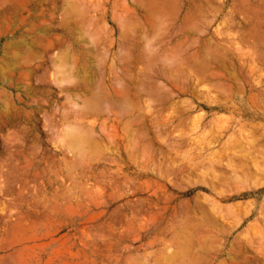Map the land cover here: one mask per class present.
Listing matches in <instances>:
<instances>
[{"label": "rangeland", "instance_id": "obj_1", "mask_svg": "<svg viewBox=\"0 0 264 264\" xmlns=\"http://www.w3.org/2000/svg\"><path fill=\"white\" fill-rule=\"evenodd\" d=\"M77 2L69 35L59 0L0 1V264H193L172 259L174 240L190 254L201 236L199 264H264V0H214L202 34L181 39L182 3L151 37L132 0ZM204 41L231 66L175 67ZM142 47L164 67H122ZM65 48L93 53L80 61L100 96L93 115L53 59ZM74 125L92 144L81 154L64 138Z\"/></svg>", "mask_w": 264, "mask_h": 264}, {"label": "bare ground", "instance_id": "obj_2", "mask_svg": "<svg viewBox=\"0 0 264 264\" xmlns=\"http://www.w3.org/2000/svg\"><path fill=\"white\" fill-rule=\"evenodd\" d=\"M1 1V0H0ZM5 1V0H4ZM70 0H59L60 2V7H62L61 9H59L60 11V16H61V24H59L61 27L60 28H63V30H65V33L66 31L68 32L67 34L69 35H72L73 34V30L75 29H80L82 27V22H83V15H84V12L82 11V5L81 7H79L78 5V2L77 4L74 3V0H73V3H70L69 2ZM229 1V0H228ZM236 1V0H235ZM254 1V0H253ZM80 2V1H79ZM83 2V0H82ZM133 4L135 7H137L139 9V11L141 12V18L143 20V22L145 23L146 25V32L148 34L151 35H154L157 33H161V32H158V30H160L159 26H158V21L159 19L161 18H167V19H172V20H176L178 18V11H179V7H180V3H182L185 8H186V12L185 14L181 17V19H179V25L177 26V28L175 29L176 33L179 34V38L181 39L182 36L186 35L187 37L189 35H198V34H202L200 33V31L196 28L195 26V23L196 21L198 20L199 22H201V25L206 27V11L207 9L213 4L214 0H132ZM55 3V1L53 2ZM88 3V2H87ZM3 4V3H2ZM100 4V3H99ZM121 4V3H120ZM119 5V4H118ZM124 5V4H123ZM86 6V5H85ZM84 6V7H85ZM88 6V5H87ZM126 6V4H125ZM53 7H55V4H53ZM104 7V6H103ZM95 8V7H94ZM134 8V7H133ZM106 9V8H105ZM88 10V8H87ZM104 10V9H103ZM112 10V9H111ZM105 11V10H104ZM136 11V10H135ZM138 11V13H139ZM245 11V10H244ZM103 12V11H102ZM88 13V12H87ZM104 13V12H103ZM111 13V12H110ZM86 14V12H85ZM118 14V13H116ZM103 15V14H102ZM140 15V14H139ZM260 15V14H259ZM59 16V17H60ZM85 16V15H84ZM136 16V15H135ZM89 17V16H88ZM102 17V16H101ZM111 17V16H110ZM118 17V16H117ZM93 18V17H92ZM103 18V17H102ZM121 18V16H120ZM60 19V18H59ZM94 19V18H93ZM92 19V20H93ZM119 19V18H118ZM101 20V19H99ZM104 20V18H103ZM114 20V19H113ZM121 20V19H120ZM162 20V19H161ZM160 20V21H161ZM164 20V19H163ZM97 21V20H95ZM122 21V20H121ZM166 21V20H165ZM115 22V21H114ZM198 22V23H199ZM253 22V21H252ZM259 22V21H258ZM91 24V22H89ZM94 23V22H93ZM96 23V22H95ZM98 23V22H97ZM120 23V21H119ZM122 23V22H121ZM88 24V22H87ZM125 24V23H124ZM162 24V23H160ZM173 24V23H172ZM58 25V26H59ZM89 25V24H88ZM200 25V24H199ZM251 25V24H250ZM257 25V24H256ZM93 26V25H92ZM97 26V25H95ZM172 26V25H170ZM251 27V26H250ZM258 28V26H256ZM59 28V27H58ZM121 29V28H120ZM123 29V28H122ZM169 28H166V30H169ZM256 29V28H254ZM258 30V29H257ZM123 31V30H122ZM161 31V30H160ZM172 31V30H171ZM170 31V32H171ZM261 31V30H260ZM263 31V30H262ZM85 32V31H84ZM97 32V31H96ZM245 32V31H244ZM250 32V31H248ZM64 33V34H65ZM124 33V32H123ZM166 33V32H165ZM174 33V32H173ZM204 33V32H203ZM254 33V32H253ZM256 33V32H255ZM258 33V32H257ZM256 33V34H257ZM104 34V33H103ZM130 34V33H129ZM162 34V33H161ZM246 35V33H243ZM125 35V34H124ZM168 35V34H167ZM251 35V34H250ZM259 35V34H258ZM264 34H261L260 36L261 37H264L263 36ZM68 36V35H66ZM155 36V35H154ZM174 36V35H173ZM172 36V37H173ZM176 36V34H175ZM252 36V35H251ZM250 36V37H251ZM69 37V36H68ZM256 37H259V36H256ZM140 38V37H139ZM154 38V37H153ZM198 38V37H197ZM241 38L243 39V35L241 36ZM255 38V36L253 37V39ZM100 40V39H99ZM179 40V39H178ZM185 40V39H184ZM206 40V38H205ZM264 40V39H263ZM262 40V41H263ZM125 43L128 41V35H125V39H124ZM187 41V40H186ZM190 41V40H189ZM261 41V40H258V42ZM261 41V42H262ZM58 41L56 40L55 41H49L48 45H47V50L50 52V51H53L55 50L56 48L61 50L62 49V43H57ZM140 42V41H139ZM176 42V41H175ZM181 42V41H180ZM18 43V42H17ZM184 43V42H183ZM186 43V42H185ZM190 43V42H189ZM195 43V42H194ZM213 43V42H212ZM260 43V42H259ZM11 44V43H10ZM7 45L8 47L10 46ZM15 44V43H14ZM20 45V43H18ZM17 44V45H18ZM130 48L131 50L133 49L131 47V45H133V43L131 44L129 41L128 43H126ZM164 44V43H163ZM188 44V43H187ZM186 44V45H187ZM18 45V46H19ZM126 45V46H127ZM176 45V44H175ZM185 45V46H186ZM191 44H189L190 46ZM195 45V44H193ZM218 45V44H217ZM6 46V47H7ZM12 46L13 43H12ZM23 46V45H22ZM179 46V45H177ZM183 46V45H182ZM192 46V45H191ZM198 49L196 50V52L194 51V53L196 55L192 56V55H187L186 59H187V62L183 63V62H175L176 63V66L175 67H192V68H195L196 69H199L201 71L204 70V67H212L210 66V64H214L215 66L214 67H230V59L228 57L227 54L223 53L222 50H220L219 48H217V46H213V45H209L207 42H203L202 45H198ZM254 46V45H253ZM260 46V44H259ZM16 47V44L15 46ZM20 47V46H19ZM68 47V46H67ZM141 47V46H140ZM219 47V46H218ZM96 48V47H95ZM145 48V47H144ZM166 48V47H165ZM177 48V47H176ZM190 48V47H188ZM66 49V50H65ZM63 49L62 51H60V53L57 54V57H53V59L55 60L56 58H58V63L60 64V68L63 69V72H62V76H64L63 74H65L66 76H68L69 78L72 77V79H75L74 80V84H73V80L71 81L70 79H68V81L70 80L73 84V86L75 88H77V90H84V91H87L89 92V96L88 98L84 99L81 104L83 105L79 110L85 114V116H87L88 114H92L95 113L98 109L97 105L99 104V98L100 96L96 94V91H94L93 89L95 88V85H94V88L91 87V84L89 83L88 81V78L85 76V70L86 65H83L81 64V59L84 61V59L87 57H89L90 55H92L93 53L90 52V54L88 52H85V51H81L79 54H80V59L77 58L76 56H72L70 55L69 53H67L68 49L65 48ZM261 50L260 53H258V57H259V61L262 62V64L264 65V42H263V45L261 47ZM66 52H65V51ZM83 50V49H82ZM138 50V49H137ZM145 50V49H144ZM143 50V47L141 48V50L138 52L136 51V53L134 55H131L129 54L126 58H123V63L122 67H164L163 65L160 66L158 64V61L157 58H155L154 56L149 55L146 51ZM73 51V50H72ZM80 51V50H79ZM130 51V50H129ZM133 51V50H132ZM177 51V50H176ZM182 51V50H180ZM263 51V52H262ZM54 52V51H53ZM62 52V53H61ZM78 52V51H77ZM187 50L184 52L186 53ZM73 53V52H72ZM178 53V52H177ZM180 53V52H179ZM49 54V53H48ZM54 54V53H52ZM5 55V54H4ZM50 55V54H49ZM54 56V55H53ZM95 56H98V55H94L93 58ZM51 57V56H50ZM91 57V56H90ZM122 58V57H121ZM51 59V58H50ZM97 60H99L97 58ZM163 60V59H162ZM81 61V62H80ZM185 61V60H184ZM52 62V61H51ZM83 63V62H82ZM120 63V62H119ZM170 63V62H169ZM53 64V62H52ZM171 64V63H170ZM96 65H98V63H96ZM172 65V64H171ZM169 65V66H171ZM175 65V64H174ZM58 65H56L54 68L52 66V69H56L57 70V67ZM168 66V65H167ZM16 67V66H15ZM111 67H115L114 65H112ZM191 68V69H192ZM99 69V68H98ZM143 69V68H142ZM145 69V68H144ZM189 69V68H188ZM141 70V69H140ZM250 70V69H249ZM54 71V70H53ZM62 71V70H61ZM109 74L110 75H113V69L109 68L108 70ZM129 71V70H128ZM137 71V70H136ZM205 71V70H204ZM204 71L202 73H204ZM139 72V71H138ZM137 72V73H138ZM198 72V71H197ZM23 73V72H22ZM93 73V72H92ZM201 73V72H200ZM59 74V73H57ZM140 74V72L138 73V75ZM26 75V74H25ZM157 75V74H156ZM160 75V74H159ZM195 74H193L194 76ZM197 75V74H196ZM208 75V74H207ZM65 76V77H66ZM141 76V75H140ZM198 76V75H197ZM220 76V75H219ZM110 77V76H108ZM107 77V78H108ZM215 77V76H214ZM221 77V76H220ZM232 77V76H231ZM236 77V76H235ZM234 77V78H235ZM103 78V77H102ZM205 78V77H204ZM211 78V77H210ZM67 79V77H66ZM109 79V78H108ZM213 79V78H211ZM210 79V80H211ZM215 79V78H214ZM227 79V78H225ZM111 80V78L109 79ZM108 80V81H109ZM237 80V79H236ZM69 81V82H70ZM93 81V80H92ZM206 81V80H205ZM62 83V82H61ZM68 83V82H67ZM93 83V82H92ZM71 84V85H72ZM107 84V82H106ZM217 84V83H216ZM224 84V83H223ZM215 85V84H214ZM72 86V87H73ZM217 86V85H216ZM27 87V86H26ZM98 87V86H97ZM109 87V86H108ZM114 87V85H113ZM128 87V86H127ZM219 87V86H218ZM238 87V86H237ZM25 88V87H24ZM75 88H72V89H75ZM159 88V87H158ZM223 88V87H222ZM66 89V88H65ZM98 90V89H97ZM102 90V89H101ZM113 90V89H112ZM110 90V91H112ZM64 91V90H63ZM74 91V90H73ZM67 92V90H66ZM261 92V91H260ZM63 93V92H62ZM116 93V92H115ZM66 94V93H65ZM76 94V92H75ZM74 94V95H75ZM82 94V93H81ZM256 94V93H255ZM254 94V95H255ZM79 95V94H78ZM84 95V94H83ZM76 96V95H75ZM82 96V95H81ZM86 96V95H85ZM99 96V98H98ZM117 93L114 94V97H117ZM67 97V94L66 96ZM84 97V96H83ZM69 98V96L67 97ZM76 98V97H75ZM81 98V97H80ZM251 99V98H250ZM69 100V99H68ZM66 100V101H68ZM77 100V98H76ZM81 100V99H79ZM99 100V101H98ZM111 100V99H110ZM70 101V100H69ZM122 102V101H121ZM6 103V102H5ZM76 103V102H75ZM4 107V105H3ZM75 108V107H74ZM231 108V107H229ZM228 109V108H227ZM240 109V108H239ZM237 109V110H239ZM16 110V109H15ZM76 109L77 112H75L74 114H78V111ZM167 110V109H166ZM232 110V109H231ZM75 111V110H74ZM79 111V112H80ZM128 111V110H127ZM250 111V110H249ZM247 111V112H249ZM76 114V117H79L81 114H79V116ZM15 115V114H14ZM7 116V115H6ZM89 116V115H88ZM84 116H82L83 118ZM9 118V117H8ZM4 119V118H3ZM17 119V118H15ZM13 120V119H12ZM7 121V120H6ZM5 121V122H6ZM4 122V121H3ZM75 122V121H74ZM83 123V122H81ZM74 124V123H73ZM77 125V123H75ZM74 125L71 129L70 126L69 129L67 130V133H66V136H64V138L66 137V144L71 148H74L76 151H78V153H82L83 151V147L84 146H90L92 145L91 144V140L89 139L90 136H87L85 133H82L80 134L79 132V129H81V124L78 123V125H80L81 127L76 128L77 126ZM13 126V125H12ZM76 126V127H75ZM87 130V129H86ZM89 134V133H88ZM63 138V140H64ZM139 139V138H138ZM63 140H61L62 142H64ZM63 145H65L64 143H62ZM67 147V146H66ZM68 147V148H69ZM69 150V149H68ZM72 150V149H71ZM71 150H69V152H72ZM77 153V154H78ZM137 153V152H136ZM133 154V153H132ZM135 155V153H134ZM132 155V157L134 156ZM7 156H9L7 154ZM76 156V155H75ZM77 156L80 157V155L78 154ZM76 156V158H77ZM127 156V155H126ZM78 157V158H79ZM131 157V158H132ZM9 159V158H8ZM129 160V159H128ZM68 162V161H67ZM30 163V162H29ZM125 163V162H124ZM130 163V162H129ZM133 163V162H132ZM137 163V161H136ZM141 163V161H140ZM139 163V164H140ZM144 163V162H143ZM126 164V163H125ZM128 165V164H127ZM137 165V164H136ZM144 166V165H143ZM1 167V166H0ZM35 167V166H34ZM132 167V166H131ZM145 167V166H144ZM74 168V167H73ZM34 169V168H33ZM137 169V168H135ZM15 170V169H14ZM26 170V169H25ZM32 170V169H31ZM30 170V171H31ZM141 170V169H140ZM11 172V171H10ZM29 172V171H28ZM19 173V172H18ZM26 173V172H25ZM165 173V172H164ZM14 174V173H13ZM27 174V173H26ZM30 174V173H29ZM25 175V174H24ZM69 175V174H68ZM18 176V175H17ZM9 177V176H7ZM11 177V176H10ZM9 177V178H10ZM25 177V176H24ZM22 180V179H21ZM24 180V179H23ZM220 180V179H219ZM126 181V180H124ZM140 181V180H139ZM129 183V182H128ZM138 187H141V186H138ZM137 190V189H136ZM6 191V190H5ZM118 191V190H117ZM121 191V190H120ZM118 191V192H120ZM121 194V193H119ZM121 198V197H120ZM200 206V205H199ZM203 208V207H202ZM200 211V210H199ZM203 211V209H202ZM206 211V210H205ZM204 212V211H203ZM118 218V216H117ZM120 218V216H119ZM185 218V217H184ZM207 219V218H206ZM204 219V220H206ZM122 220V218H121ZM4 221V220H3ZM123 221V220H122ZM202 221V220H201ZM196 222V221H195ZM3 223V222H2ZM23 224V223H22ZM207 224V223H206ZM213 224V223H212ZM211 224V225H212ZM184 226V225H183ZM204 226V225H203ZM182 230V229H181ZM184 235V234H183ZM176 236H179L176 234ZM185 236V235H184ZM183 236V237H184ZM195 236V235H194ZM181 236H179L180 238ZM186 237V236H185ZM190 237V236H189ZM188 237V238H189ZM174 239V238H173ZM190 239V238H189ZM187 239V240H189ZM203 237L201 236L200 238H198L195 243H193V240L191 241V245H194L195 247V250L193 253H190L188 254V251H187V245L184 244V241H180V239L178 240L177 237H175V240H174V243H175V246H176V252L175 254H173L172 256V259H177V258H182V259H185V258H190L189 259V262L192 260L193 262H196L197 264H199V262H201L199 259H201V255H203L206 250H207V247L206 245L204 244V239ZM182 240V239H181ZM185 240V239H184ZM205 241H207L205 239ZM167 243V242H166ZM208 243V241H207ZM212 245V244H211ZM236 247H238V244H233L230 249H229V255H233L235 254V257H236ZM240 247V246H239ZM241 248V247H240ZM165 251V250H164ZM163 251V252H164ZM228 252V251H227ZM240 254V252H239ZM170 257V256H169ZM246 257V256H245ZM165 260L166 257L164 256ZM170 259V258H169ZM175 259V260H176ZM230 260V259H229ZM169 261V260H168ZM167 261V262H168ZM172 261V260H170ZM169 261V263H170ZM174 261V260H173ZM191 261V262H192ZM199 261V262H198ZM192 262V263H193ZM196 263H193V264H196ZM202 263V262H201ZM155 264V263H154ZM237 264V262H236Z\"/></svg>", "mask_w": 264, "mask_h": 264}]
</instances>
